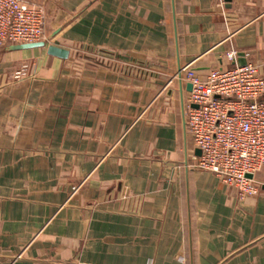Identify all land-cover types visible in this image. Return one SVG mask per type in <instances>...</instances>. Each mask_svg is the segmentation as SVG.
Returning a JSON list of instances; mask_svg holds the SVG:
<instances>
[{
    "label": "crops",
    "instance_id": "1",
    "mask_svg": "<svg viewBox=\"0 0 264 264\" xmlns=\"http://www.w3.org/2000/svg\"><path fill=\"white\" fill-rule=\"evenodd\" d=\"M21 1L45 46L0 49V264H264V190L196 167L169 81L231 51L264 75V0Z\"/></svg>",
    "mask_w": 264,
    "mask_h": 264
},
{
    "label": "built area",
    "instance_id": "2",
    "mask_svg": "<svg viewBox=\"0 0 264 264\" xmlns=\"http://www.w3.org/2000/svg\"><path fill=\"white\" fill-rule=\"evenodd\" d=\"M44 19L41 7L0 0V49L44 41ZM241 57L246 63L239 66L240 54L226 53L204 76L187 64L169 80L191 86L183 118L200 152L196 167L233 188L239 202L264 186V75L260 65L247 61L248 53Z\"/></svg>",
    "mask_w": 264,
    "mask_h": 264
},
{
    "label": "water",
    "instance_id": "3",
    "mask_svg": "<svg viewBox=\"0 0 264 264\" xmlns=\"http://www.w3.org/2000/svg\"><path fill=\"white\" fill-rule=\"evenodd\" d=\"M44 46H45V43L43 41H41V42H37V43L12 45V46H10V49L11 50H25V49L40 48V47H44ZM47 53L49 55H52V56H55V57H58V58H66L67 55H68L66 50L61 49V48H57V47H54V46H48L47 47ZM240 56H242V55L240 54ZM238 61H239V63H238L239 66H242V65H244L246 63V61L244 59H242V58L241 59L239 58ZM187 89L189 91L191 90L190 84H188ZM196 152H197V154L199 156L200 152L198 150H196ZM262 189L264 190V186L262 187Z\"/></svg>",
    "mask_w": 264,
    "mask_h": 264
}]
</instances>
